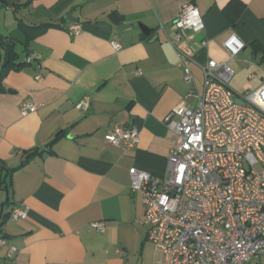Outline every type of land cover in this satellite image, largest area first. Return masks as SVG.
<instances>
[{
	"label": "crops",
	"instance_id": "0c3cea01",
	"mask_svg": "<svg viewBox=\"0 0 264 264\" xmlns=\"http://www.w3.org/2000/svg\"><path fill=\"white\" fill-rule=\"evenodd\" d=\"M8 1L15 5H0V37L15 41L16 62L32 58L0 79V264H153L129 169L167 174L175 137L164 118L191 89L202 93L200 64L227 62L235 94L263 83L264 0ZM189 2L204 26L181 30L172 44L174 20ZM120 24L130 26L117 31ZM230 33L245 44L234 60L222 44ZM179 51L191 59V83ZM3 60L0 44V68ZM84 96L88 108H76ZM187 99L196 104L194 95ZM25 102L36 109L21 115ZM115 125L137 127V144L121 150L105 141ZM33 151L41 152L8 174ZM16 206L27 207L26 218H10ZM94 221L104 222L102 232Z\"/></svg>",
	"mask_w": 264,
	"mask_h": 264
},
{
	"label": "built area",
	"instance_id": "2783aa9c",
	"mask_svg": "<svg viewBox=\"0 0 264 264\" xmlns=\"http://www.w3.org/2000/svg\"><path fill=\"white\" fill-rule=\"evenodd\" d=\"M174 24L172 44L180 39L181 30L199 31L204 26L191 2L181 6ZM71 30L77 32L79 26L73 24ZM111 44L115 49L121 46L115 40ZM222 44L230 60L245 46L235 33ZM179 55L183 79L191 83V59L181 51ZM31 58L28 55L26 62ZM200 68L202 93L191 89L187 95H194L196 104L190 105L185 97L164 118L175 137L167 155V174L130 167L129 187L141 196L153 264H251L252 257L264 254V81L252 91L235 94L229 85L234 70L227 62H206ZM88 105L89 97L84 96L75 107L86 110ZM35 109L32 102H25L20 113ZM104 139L126 150L139 141V130L115 125ZM9 216L24 219L27 207H13ZM91 226L99 232L105 227L103 221ZM4 243L0 238V246ZM14 252L10 246L8 256Z\"/></svg>",
	"mask_w": 264,
	"mask_h": 264
},
{
	"label": "trees",
	"instance_id": "16d2710c",
	"mask_svg": "<svg viewBox=\"0 0 264 264\" xmlns=\"http://www.w3.org/2000/svg\"><path fill=\"white\" fill-rule=\"evenodd\" d=\"M29 2V0L26 1V4ZM0 5H15V3H10L8 0H0ZM47 24H41L38 26L34 27L35 31H39L42 28H45ZM0 44L3 49L4 53V60L2 63V66L0 68V79L4 76V74L9 71L10 69L18 70L20 68L25 67L26 65H29V62L21 61V62H16L17 61V54L14 51V46H15V41L11 38H6V37H0ZM254 44V43H253ZM259 50V45L256 43L254 46L255 52H258ZM28 56V54L26 55ZM261 59L264 61V54L262 55ZM63 131H59L54 139L58 138L60 135H62ZM53 139V140H54ZM41 151H33L32 153H29L25 156L24 160L21 162V164L18 167L7 169L8 174L13 172L15 169L19 168L20 166L24 165L26 162H28L34 155L39 154ZM4 185L7 188V183L4 182ZM1 224V223H0Z\"/></svg>",
	"mask_w": 264,
	"mask_h": 264
},
{
	"label": "rangeland",
	"instance_id": "374dc122",
	"mask_svg": "<svg viewBox=\"0 0 264 264\" xmlns=\"http://www.w3.org/2000/svg\"><path fill=\"white\" fill-rule=\"evenodd\" d=\"M256 74L262 76L261 72L258 71V70H257ZM256 81H261V78L251 80L249 83L252 85V84H254ZM244 92H245V91H244ZM251 264H264V254H260V255H257V256H255V257H252V259H251Z\"/></svg>",
	"mask_w": 264,
	"mask_h": 264
},
{
	"label": "water",
	"instance_id": "95a60500",
	"mask_svg": "<svg viewBox=\"0 0 264 264\" xmlns=\"http://www.w3.org/2000/svg\"><path fill=\"white\" fill-rule=\"evenodd\" d=\"M65 19H66V20H73V17H71V11H68V12H67V14L65 15ZM74 20H75V19H74ZM129 26H130V25H127V24H120V25L117 27V31H120V30H122V29L128 28ZM140 27H141L142 31H144L145 34H148V33H149V31H148V29H147L146 27H144V26H142V25H140ZM236 101H237V102H241V100H240V99H237V98H236Z\"/></svg>",
	"mask_w": 264,
	"mask_h": 264
}]
</instances>
